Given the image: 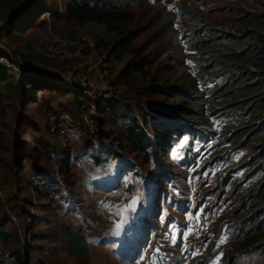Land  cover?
<instances>
[{
    "label": "rangeland",
    "instance_id": "1",
    "mask_svg": "<svg viewBox=\"0 0 264 264\" xmlns=\"http://www.w3.org/2000/svg\"><path fill=\"white\" fill-rule=\"evenodd\" d=\"M64 1L47 0L48 5L43 8L45 13L30 30H34V36L43 37V43L36 46L34 51L40 53L45 62H36L32 69L44 76L37 74L40 75L38 80L41 84L51 79L55 82L57 79L54 77H60V81L68 77L66 84H69V75L90 57L111 59L103 49L96 48L98 39L111 38L104 26L90 23L79 27L54 14L53 9L59 12L64 9ZM181 4L194 8L208 18H215L210 6L200 5L194 0H125L121 5L122 9L134 13L135 25H148L149 30L134 38V43L140 54L151 55V62L147 66L148 80L144 78V82L138 77L137 82L128 87L131 102L110 103L124 104V108L129 106L137 113L143 107L152 109L165 106L162 100L149 93L148 86L152 77L159 78V83L167 87L177 83L165 81L163 65L177 45L182 48L184 56L187 53L180 36L181 27L186 25ZM6 11V6L0 4V27ZM164 22L171 24L167 32L160 35V26ZM29 32L22 30L25 37ZM73 35L74 38H70ZM175 35L177 42L167 46L168 41H174ZM8 40H0V48H9L6 44ZM17 46L24 49L25 43L13 44L12 49ZM18 55L16 53L11 57L17 59ZM204 56H207L206 60L212 57L209 53ZM50 57L56 59L51 60ZM20 58L24 69L31 68L23 57ZM111 60L119 81L123 82L121 73L126 61L131 59ZM51 61L62 65V69ZM174 76L183 81L201 83L194 65L190 61L186 63L185 59L181 64L178 63ZM203 89V107L207 112L212 98L209 89ZM42 95H37L39 100L32 104L29 112V118L34 122L30 135L34 133L36 139L44 137L46 119L50 115L47 114L51 111L42 102ZM91 101L88 113H92L98 121L93 99ZM53 106H57V103ZM170 119L180 127L188 125L184 119ZM206 119L221 138L227 122L209 114ZM106 120L105 126L109 129L111 120ZM180 127L175 129L178 131ZM0 129L6 133L5 128ZM113 129L116 135L120 134V125ZM185 131L182 130L184 136L178 139L179 143L175 141L177 135L172 136L160 153L148 163L131 146L125 145L123 149H117V157H109L107 164L102 163L97 168L98 164H93L87 158L76 159L77 153L80 154L81 135L71 147L74 160L68 178L61 177L55 167L57 147H61L58 137L50 136L52 160L47 158L46 148L39 141L32 144V152L19 148V153L24 156L21 157L23 166L15 172L11 165L13 149L10 146L9 151L6 144L10 145L17 138L10 132L0 136V215L10 221L6 230L11 233L10 240L3 246L5 249L0 247L2 258L26 250L29 264H81L78 257H69L67 254L62 236V228L66 225L73 231L84 232L91 250V264H262L259 257H241L234 263L233 260L227 262L228 255L235 253L234 246L244 238V232L235 226L236 219L247 211L244 207L239 209L236 196L231 195V188L222 195L217 188L220 176L229 173L233 161L214 167L206 166L214 154V144L220 143L217 138L214 142L194 145L190 165H187L184 160L189 137ZM25 139L31 142L29 136ZM237 167L232 166L231 171L234 173L231 181L239 179L243 187H248L244 170L237 171ZM35 171L40 172L53 189H48V186L35 189L29 185L28 177Z\"/></svg>",
    "mask_w": 264,
    "mask_h": 264
},
{
    "label": "trees",
    "instance_id": "2",
    "mask_svg": "<svg viewBox=\"0 0 264 264\" xmlns=\"http://www.w3.org/2000/svg\"><path fill=\"white\" fill-rule=\"evenodd\" d=\"M124 1L65 0L64 9L60 12L52 9L55 15L59 14L64 21L79 27L90 23L104 26L111 38L98 39L96 48L103 49L114 61L131 59L126 61L121 73L123 83L126 87H131L138 77H141L142 81L144 78L148 80L147 66L151 62V55L140 54L134 43V38L146 32L148 25H135L134 13L121 7ZM194 2L210 6L215 18H208L196 12L194 8L181 4L186 25L181 27L180 36L187 53L184 56L182 48L177 45L163 65L165 81L177 83H171L172 85L167 87L159 83V78L152 77L148 86L149 93L162 100L165 106L152 109L143 107L142 111L137 113L128 108L129 106L124 108L125 105L120 103L100 104L97 112L99 119H95L99 131L92 134L89 127L83 124L84 134L79 147L80 154L77 153L76 159L87 158L93 164L96 162L97 168L100 164L108 162L109 157H117V149L129 145L140 154L145 163H148L160 153L172 136L177 135L175 141L179 143L178 139L184 136L182 130H186L189 138L184 162L190 165L194 145L214 142L219 138L220 143L214 144V154L206 166L214 167L219 163L233 161L229 173L223 175L225 177L220 176L217 188L220 195L231 188V195L236 196L239 209L247 208L246 213L236 219L235 225L238 230L244 232V238L234 246L235 253L228 255L227 262L233 260L234 263L241 257H259L260 262L264 264V0ZM0 4L7 9L3 25L0 27V40L9 39V43H6L9 46L7 49L12 50L9 52L0 48V57L13 60L11 55L19 53L18 56L31 65V68L24 69L23 73L15 74L5 64L0 63V128H5L6 132L0 129V136L10 132L17 138L10 145L6 144L9 151L10 146L13 149L11 165L17 172L23 166V155L19 153V148L21 151L30 149L32 152V144L36 141L46 148L47 158L53 159V154L50 155V136L57 135L50 132L48 119L44 137L36 139L34 133L30 135L34 122L29 118V112L32 104L38 102L39 93L43 94L42 102L51 110L47 115L61 111L74 119L84 115L91 117L88 112L92 101L80 90L66 87L60 82V77H54L60 85L53 82V79L50 80L51 83L45 81L41 84L38 78L44 76L39 71L32 70L36 62H45L40 53L34 51L36 46L43 43V37L34 36V30H30L45 13L43 8L48 5L47 0H0ZM170 24L162 23L159 34L166 33ZM22 30L30 31L28 36H23ZM70 38H74V35ZM176 38L177 35L174 36V41L167 42V46L175 44ZM18 43H25V48L17 46L12 49L13 44ZM207 53L212 55L210 60H206L207 56H204ZM184 59L186 63L190 61L194 65L201 83L183 81L174 76L178 63L181 64ZM51 63L62 69V65H56L55 61ZM21 68L25 66L21 65ZM204 87L209 89L212 98L207 112L203 107ZM63 100L66 102H61ZM54 103H57V106H53ZM207 114L227 122L221 138L208 123ZM171 117L184 119L188 125L180 127L170 119ZM106 119L111 120L109 129L105 126ZM118 125L121 126V132L116 135L113 128ZM176 127L181 130L177 131ZM27 136L31 138V142L25 139ZM105 139L108 140L107 143L104 142ZM57 151L59 155L60 146ZM65 151L56 157L55 167L61 177L68 178L74 159L72 149ZM233 165H238L237 171L244 170L248 187H243L239 179L231 181ZM32 174L41 175L36 171ZM32 174L28 177L29 185ZM50 186L49 183L47 188L53 189ZM8 221L7 217L0 215L1 248L10 240L11 233L6 230L7 223H10ZM62 236L69 257H78L81 264H91V250L82 230L73 231L65 225L62 228ZM7 256L17 264H29V254L26 250Z\"/></svg>",
    "mask_w": 264,
    "mask_h": 264
},
{
    "label": "built area",
    "instance_id": "3",
    "mask_svg": "<svg viewBox=\"0 0 264 264\" xmlns=\"http://www.w3.org/2000/svg\"><path fill=\"white\" fill-rule=\"evenodd\" d=\"M111 61V59L103 56L90 57L83 66L76 67L73 73L69 75L71 77L69 84H66L68 77L60 82L66 87L80 90L83 95L93 99V107L97 112L100 104L110 101L128 104L131 102L129 89L123 82L119 81ZM0 63L5 64L13 72L23 73L21 70L24 68H21L23 64L20 57L13 60L0 57ZM55 82L59 83L57 80ZM91 115V117L84 115L74 119L69 114L58 111L57 114L48 116L49 130L52 134L57 135L61 142V151L58 156L65 150L71 149L72 145H75L81 135L84 134L83 124L89 127L92 134L99 131L98 123L95 121L94 115L92 113ZM30 180L35 189H44L49 183L45 177L37 174H32ZM1 196L0 192V198ZM1 255L0 249V264H17L8 258H2Z\"/></svg>",
    "mask_w": 264,
    "mask_h": 264
}]
</instances>
